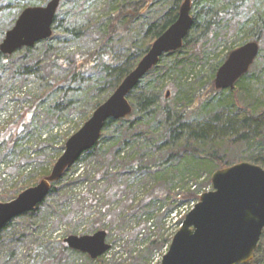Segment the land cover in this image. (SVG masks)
Returning <instances> with one entry per match:
<instances>
[{"label": "trees", "instance_id": "obj_1", "mask_svg": "<svg viewBox=\"0 0 264 264\" xmlns=\"http://www.w3.org/2000/svg\"><path fill=\"white\" fill-rule=\"evenodd\" d=\"M47 1L8 0L4 5L13 10V16L7 25L0 26V42L23 8L44 5ZM190 1L193 24L181 48L163 54L158 64L129 93L131 114L118 120H107L99 140L81 154L59 180L51 184L44 200L31 211L13 219L23 222H18L19 228L13 242L15 244L9 243L10 251H3L0 264L9 261L17 248L16 242L21 243L26 237L36 235L37 230L48 225L50 218L61 213V205L70 199L78 186L87 188L88 185L89 189L99 186L105 189V185H108L105 191H111L114 196L125 194L126 199H121L123 211H128L130 217L142 216L153 230H157L160 215L156 211L163 206L161 204L165 200L168 204L167 212H171L178 204L173 203L177 196L178 202L196 198V189L179 190L175 194L172 190L187 178H197L201 167L220 169L248 161L264 168V9L257 11L254 0H235L222 5L217 4V0ZM182 2L183 0H105L96 14L88 18L87 26L83 27L78 18L76 21L68 20L74 9L83 8V0H60L52 34L48 39L31 47L21 48L13 54L0 52V78L7 71L12 78L32 71L43 73L39 77L41 82L32 98V105L23 110L20 120L7 125L4 144L16 142L22 132L21 119L27 111L34 114L35 109L40 108L42 112L38 113V117H43L46 112L45 117L52 125L51 129L58 128L62 112L67 108L75 109L80 96L84 94L91 105L90 110L82 111L78 123L65 135L55 157L59 156L66 138L111 94L153 40L176 20ZM228 33L241 34L242 38L237 46L250 40L259 42L258 56L248 72L236 81L232 90L215 89L212 75L206 84L187 86L185 93L177 100V89L185 86L180 81L181 70L186 63L190 64L196 59L190 57L196 52V48L201 45L205 49L209 43L215 44L222 40L219 36ZM73 41L74 47L66 54L59 53L56 51L58 47L53 46L60 44L66 49ZM233 47H228L222 56H215L218 60L214 68L222 64ZM40 48L52 56L47 63L37 57L36 52ZM117 50L125 51L126 56L122 60L118 59ZM214 50L215 47H211L210 52ZM21 52L20 63L13 60L15 53ZM54 67L59 68L60 73L49 79ZM92 71L97 72L100 79L90 86L89 91L81 92L85 77ZM169 75L172 82L170 89H166V84L160 82L170 77ZM5 89V84L0 80V95L4 94ZM92 101L94 102L91 103ZM194 105L199 109L212 106L210 120L219 126V132H210L201 127L198 130L189 129L186 118L195 109ZM50 141L52 139L48 135L40 139L34 151L37 154L36 160L42 158L47 148L52 147ZM85 160H94L91 162H96L98 168L93 173L81 168L80 164ZM34 173L30 172L23 177L22 187H14L9 195L2 194L3 199L10 201L15 198L31 182H35L36 178L46 176L47 169ZM110 185L114 186L109 187ZM137 193H140V197L134 199ZM96 195L88 194L86 204H98L100 198ZM97 211H85L90 227L83 230L82 235L106 229L101 222L104 214L110 216L111 222L114 221L112 212L105 204ZM9 224L10 222L0 230V245H6L4 233ZM140 229L144 230L139 228L138 233ZM75 231L70 228L66 236L77 235ZM139 234L142 236V233ZM151 236L141 237L143 245L141 244L135 254L138 256L130 264H145L141 262V252H144V257H149L154 250H161L167 244V238L158 241L156 235L150 238ZM64 250L72 254H84L64 243L62 254L52 256L51 264L62 263ZM96 259L98 264H104L102 258ZM245 264H264V229L253 258Z\"/></svg>", "mask_w": 264, "mask_h": 264}, {"label": "water", "instance_id": "obj_2", "mask_svg": "<svg viewBox=\"0 0 264 264\" xmlns=\"http://www.w3.org/2000/svg\"><path fill=\"white\" fill-rule=\"evenodd\" d=\"M59 3L60 0H48L44 5L23 8L6 30L0 52L13 54L48 39ZM190 10L191 1L183 0L176 20L153 40L111 94L66 139L63 151L49 173L12 200L0 202V230L44 200L51 184L99 140L107 120H118L131 114L129 93L158 64L163 54L181 48L193 24ZM258 53L256 40L231 50L216 70L214 88L232 90L236 81L248 72ZM210 182L212 190L200 194L198 202L184 216L160 264H245L253 258L264 229V168L248 161L237 162L214 170ZM63 241L69 248L93 259L110 247L104 230L88 235H69Z\"/></svg>", "mask_w": 264, "mask_h": 264}, {"label": "rangeland", "instance_id": "obj_3", "mask_svg": "<svg viewBox=\"0 0 264 264\" xmlns=\"http://www.w3.org/2000/svg\"><path fill=\"white\" fill-rule=\"evenodd\" d=\"M104 1L105 0H83V8L74 9V11L68 16V20L76 21V18H78L80 20L79 24L86 27L88 18H92L96 14ZM234 1L235 0H217V4L222 5L226 4V2ZM6 2H8V0H0V26L7 25L13 16V10L5 8L4 4ZM254 5L257 11H261L264 9V0H254ZM219 37H221L222 40L215 44L209 43L205 49H203L201 45L196 48V52L193 53V56H190L196 59L190 64L186 63L183 66L180 81L185 83V86H183V89H177V100L182 97L183 93H185L186 87L190 86V84H193V86L196 84H206L212 75L213 84L217 70V68L214 67L218 60L215 56H222L228 47L234 46L233 49L239 47L240 45L237 46L238 41L242 38L241 34L235 35L232 33L221 35ZM74 42L75 41L70 43L66 49L60 44H53V46L58 47V50L56 51L59 53L66 54L71 51L70 48L74 47ZM211 47H215L213 52H210ZM36 53H38L37 57L41 60L43 59V62L45 63H47V61L50 60V57H52L50 54L45 53L42 48L38 49ZM21 56L22 52L15 53L13 60H17L20 63ZM125 56V51L117 50L118 59L122 60ZM58 69L59 68L54 67L51 70L50 75L48 76L49 79L60 73V69ZM41 74H43L42 71H32L31 73L18 76L17 78H12L10 72L7 71L4 72L0 78L1 82H3L6 87L4 94L0 95V158L3 159V161L0 162V202H6L3 199L2 194L9 195L11 192L10 190L14 187H22L24 184V181L22 182L23 177L25 178L30 172H40L43 169H47V174L49 173L52 165L60 156L55 157L57 155V149L62 145L63 138L69 130L78 123V120L81 118L80 113L82 111L90 110L91 107L89 100L84 98L83 94L82 97L80 96L78 106L75 109L67 108L62 112L59 121L60 125L58 128L56 127L54 129H51L52 125L45 117L46 112L43 117L40 118L38 117V113L42 112L40 108L37 107L34 114L33 112L29 113V111H27L25 116L21 119V122H23V125L20 126L22 132L17 137L16 142L14 144H4V134L7 125L20 120L23 110L32 105V98L38 91L41 82L39 78L42 76ZM87 76L85 77L87 80L85 79L81 85V92L84 91V93L87 90L89 91L90 86L100 79L99 74L95 71L90 72ZM170 78L171 76L166 77V79L160 82L166 84V89H170V82H172V79ZM93 102L94 101L91 103ZM194 106L195 109L191 110L186 118V124L189 129L198 130L201 127L210 132H219V126L210 120L212 106H205L206 108L204 109H199V107L196 108V105ZM44 135L50 136L52 139V141H50L52 147L47 148L42 158H39L38 156L39 159L36 160L37 154L34 153L35 146ZM52 161L54 162L51 163ZM91 161L94 160L82 161L80 164L81 168H85L90 173H93L94 169L98 168V165L96 162L94 163ZM214 170H216L215 167H201L197 178H195L196 176H194V180L187 178L174 186L172 190L174 194L179 192V190L192 191L191 189H196V198H193L190 201L178 202L179 196H177L176 200H173V203L178 204L171 212H167L168 204L165 200L164 204H161L163 206H160L156 211V214L160 215L159 229L157 230H153V227L149 226V223H146L142 216H137L138 218H136V216L130 217L128 211H123L124 208H122L123 203L121 202V199L126 197L125 194L119 193L114 196L111 191H105V189L107 190L108 185H105V189L104 187L100 188L99 186L90 189L88 185L87 188H85V186H78L74 190L70 199L61 205V213L55 214L50 218L48 225L43 229L37 230L35 232L36 235L26 237L21 243L16 242V250L12 253L9 261L6 263L4 262L3 264H51V261L53 260L52 256H60L62 254L61 250H63V239L66 237V232L71 228L72 230H76L75 233L78 236L82 235L83 230L90 227L88 216L85 211L90 209L93 213L98 212L97 210H99L103 204L109 207V211L112 212L114 221L111 222L112 220L110 219V216L108 217L106 214L102 217L101 222L106 226V229H103L107 234L106 242L111 245V247L103 256H100V258H102L104 264H130L136 256L135 254L139 250L141 244L143 245L140 240L142 236L147 238L153 234L152 236L156 235L158 241L167 237V243L169 245L170 242L168 237L173 232L174 224L179 222L181 208H184L185 206L189 207L192 202L198 201L200 194L212 190L210 176ZM32 175H35V173ZM40 179L41 178H36L35 182H31L29 186H33ZM108 182L112 184L111 181ZM113 186L110 185L109 187ZM140 189L143 190L142 187H140ZM88 194L90 196L97 194L96 196L100 198L99 203H93L92 205L86 204L87 201L85 200L87 199ZM120 194H122V197H120ZM139 197L140 193H137L135 194L134 199ZM158 206L159 204H157V207ZM124 207L126 206L124 205ZM59 220L61 221L59 222ZM16 221L17 220L12 219L6 228L4 241L7 242L6 245H0V256L3 254V251H10L9 248L11 247V244H15L13 242H15V232L19 228L18 222H23V220ZM139 228H144V230L140 229L139 231V233H142V236L138 233ZM152 236L150 238H152ZM42 246L44 248H42ZM129 249L130 251H127ZM161 250H163V248H161ZM161 250H154L152 256H149L150 260L149 257H144V252H141L139 254L141 262L151 264L150 262L153 261L155 254L161 252ZM64 252L65 257L61 264L99 263L97 259L93 260L85 254H72L65 250Z\"/></svg>", "mask_w": 264, "mask_h": 264}, {"label": "built area", "instance_id": "obj_4", "mask_svg": "<svg viewBox=\"0 0 264 264\" xmlns=\"http://www.w3.org/2000/svg\"><path fill=\"white\" fill-rule=\"evenodd\" d=\"M197 202V201H196ZM196 202H192L191 205L189 207H184V208H181V211H180V219H179V222L178 223H175L174 224V229H173V232L172 234L169 235V242L171 241L172 237L174 236V234L177 232V230L180 228L181 226V220L184 218V216L194 207L195 203ZM176 213V212H175ZM167 238V237H166ZM168 249V243L163 247V250H161V252H158L155 254V257L153 258V261L150 262L151 264H160L161 262V259H162V256L165 254V252L167 251Z\"/></svg>", "mask_w": 264, "mask_h": 264}]
</instances>
